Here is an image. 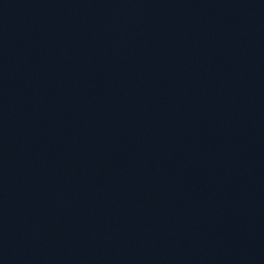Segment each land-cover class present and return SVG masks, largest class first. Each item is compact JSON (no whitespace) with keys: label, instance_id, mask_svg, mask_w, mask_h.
Segmentation results:
<instances>
[{"label":"water","instance_id":"95a60500","mask_svg":"<svg viewBox=\"0 0 264 264\" xmlns=\"http://www.w3.org/2000/svg\"><path fill=\"white\" fill-rule=\"evenodd\" d=\"M0 264H264V0H0Z\"/></svg>","mask_w":264,"mask_h":264}]
</instances>
